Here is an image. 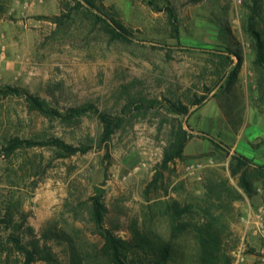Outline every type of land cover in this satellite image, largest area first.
Wrapping results in <instances>:
<instances>
[{
  "label": "rangeland",
  "instance_id": "374dc122",
  "mask_svg": "<svg viewBox=\"0 0 264 264\" xmlns=\"http://www.w3.org/2000/svg\"><path fill=\"white\" fill-rule=\"evenodd\" d=\"M113 20L127 40L114 38ZM100 116L111 123L107 140ZM177 124L192 137L164 173L167 195L145 196ZM11 138L58 139L76 153L47 144L7 157ZM219 180L238 194L223 193L234 209L225 248L243 240L251 255L264 206V0H0V264H22L15 239L50 249L53 262L32 264H71V247L88 264L100 244L89 215L97 189L114 234L130 240L136 222L168 248L166 264H199L189 233L172 235L168 217L142 211L168 197L195 201Z\"/></svg>",
  "mask_w": 264,
  "mask_h": 264
},
{
  "label": "trees",
  "instance_id": "16d2710c",
  "mask_svg": "<svg viewBox=\"0 0 264 264\" xmlns=\"http://www.w3.org/2000/svg\"><path fill=\"white\" fill-rule=\"evenodd\" d=\"M88 5L89 2L85 1ZM173 23L175 16L172 10H169ZM114 38L127 40L125 28L118 22L112 21ZM252 32L256 38L257 45L261 48L259 34ZM235 71L231 72L233 79ZM22 92V93H20ZM6 95H22L29 109L39 114L51 117L58 116L57 111L49 109L36 97L15 88H6ZM186 112V108H182ZM81 110H71V114L80 113ZM103 125V140H107L111 133V123L106 116H100ZM189 134L181 124L172 127L170 140L167 149L162 155L161 160L154 166L151 180L144 189V195L148 196L152 191L164 189V173L169 166L177 160H181L184 148L191 139ZM51 145L67 155L76 153V149L66 145L58 139H51L47 142H35L32 140H23L11 138L2 148L3 153L8 157L19 149H30L39 145ZM237 160L239 167L245 165L244 158L232 156ZM244 179L241 178L240 185H244ZM238 194L236 191L228 188L226 181H210L205 186V193L202 197L196 198L195 201L180 202L174 198H165L152 201L142 211V217L149 216L150 219L156 217H168L171 220V234L178 235L189 233L197 246V259L199 264H232V257L225 248L224 241L232 235L230 224L227 220L226 213L234 211L231 202L223 198V193ZM90 201V222L92 232L100 239L99 246L93 249L92 255H88V264H127L128 258L147 262L149 264H166L169 250L166 246H159L153 239L152 232L149 228L139 227L134 222L131 228V239L125 240L116 234L113 230L105 226V216L107 213L106 205L102 198L101 190L97 189L96 193L89 198ZM145 219V218H144ZM16 248L20 251L23 262L22 264H32L40 257L46 263L53 262L50 249L47 246L39 245V241L32 243L30 248L21 246L18 240H14ZM75 249L71 247L70 257L71 264H82ZM41 261V260H40Z\"/></svg>",
  "mask_w": 264,
  "mask_h": 264
},
{
  "label": "built area",
  "instance_id": "2783aa9c",
  "mask_svg": "<svg viewBox=\"0 0 264 264\" xmlns=\"http://www.w3.org/2000/svg\"><path fill=\"white\" fill-rule=\"evenodd\" d=\"M258 212L259 221L255 224L251 235L259 241V244L251 254L252 260L248 262L247 256L250 249H247V245L242 240L239 247L231 253L232 264H264V206L259 208Z\"/></svg>",
  "mask_w": 264,
  "mask_h": 264
},
{
  "label": "crops",
  "instance_id": "0c3cea01",
  "mask_svg": "<svg viewBox=\"0 0 264 264\" xmlns=\"http://www.w3.org/2000/svg\"><path fill=\"white\" fill-rule=\"evenodd\" d=\"M248 256H249V258H252V256H251L250 254H249ZM248 256H247V257H248Z\"/></svg>",
  "mask_w": 264,
  "mask_h": 264
}]
</instances>
